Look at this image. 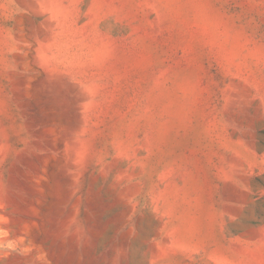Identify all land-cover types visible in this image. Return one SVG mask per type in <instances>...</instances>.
Wrapping results in <instances>:
<instances>
[{"label":"rangeland","instance_id":"374dc122","mask_svg":"<svg viewBox=\"0 0 264 264\" xmlns=\"http://www.w3.org/2000/svg\"><path fill=\"white\" fill-rule=\"evenodd\" d=\"M0 264H264V0H0Z\"/></svg>","mask_w":264,"mask_h":264}]
</instances>
